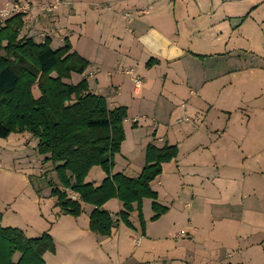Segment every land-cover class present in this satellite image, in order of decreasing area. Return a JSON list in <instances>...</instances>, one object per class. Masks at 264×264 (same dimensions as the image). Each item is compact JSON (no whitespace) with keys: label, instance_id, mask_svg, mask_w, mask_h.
Wrapping results in <instances>:
<instances>
[{"label":"rangeland","instance_id":"1","mask_svg":"<svg viewBox=\"0 0 264 264\" xmlns=\"http://www.w3.org/2000/svg\"><path fill=\"white\" fill-rule=\"evenodd\" d=\"M1 1L4 4H0V10L9 0ZM263 1L247 2L256 4ZM259 10H264V6ZM226 37L231 46L242 49L243 53L240 55L241 62L236 59V66L235 61L230 60L228 68L232 72L225 69L222 77L213 84V106L208 105L204 109L205 115L210 114L209 118L203 122L202 118L187 113L184 115L192 123L183 121L180 124L178 118L183 117V113L171 116L166 111V118L159 122V132L169 127L175 130L184 128L187 136L198 131L209 132H206L208 139L202 146L203 153L190 152L188 147L182 149L181 174L178 169L176 175L173 170L169 171L168 191L163 192L159 184L164 177L152 182L155 190L162 191L160 198L158 195L159 203L172 208L170 215L153 221L152 200L146 198L143 201L145 234L141 231L138 214L131 216L136 229L127 227L123 222L117 223L114 228L116 232L122 223L142 235L144 242L140 247L128 239L129 233H122L119 245V235L110 238L90 231L93 237L81 241L77 252L70 256L71 262L61 257L62 253L67 254V243L59 240V258L63 264H206L215 261L216 255L225 258L229 254L233 255L232 264L239 261L243 264H264V189L259 192V187L251 180L256 167L264 169V151L250 159L247 158L249 153L242 152L240 148V135L248 134L252 138L254 130H259L257 141L264 146V71L259 68L264 65V24L258 26L249 20L241 33L229 31ZM247 50L260 56L245 52ZM217 60L213 59L210 64L215 71L222 69L221 65L213 63ZM79 76L77 74L76 78ZM124 78L129 96L134 97L135 82L130 81L129 75H124ZM222 87H225L223 92ZM33 91L38 97V88ZM140 97L134 98L138 100ZM174 103L178 104V101L174 100ZM152 123L153 126L159 124L155 120ZM193 123L197 125L196 130L192 128ZM147 124L150 122L142 121L139 128ZM246 145L249 146L247 141ZM37 146L38 139L28 132L0 137L2 225L19 228L30 238L44 233L53 237L52 226L56 234L59 226L64 228L63 220L60 225L57 224L62 213L51 197V183L58 184L59 179L54 165L46 160L47 156L42 155ZM141 161H144L143 156H140ZM181 184L186 187L183 193L179 189ZM111 211L116 217L118 212ZM182 232L186 234L176 237ZM53 240L57 250L54 237ZM50 263L56 264L54 261Z\"/></svg>","mask_w":264,"mask_h":264},{"label":"crops","instance_id":"2","mask_svg":"<svg viewBox=\"0 0 264 264\" xmlns=\"http://www.w3.org/2000/svg\"><path fill=\"white\" fill-rule=\"evenodd\" d=\"M21 1L47 3L54 0ZM64 1L65 4L60 5L47 17H43L36 10L25 15L21 36L32 37L36 42H43L48 38L53 48L64 46L68 40L73 51L89 61L84 76L77 79V74H74L73 82L86 77L91 90L104 96L111 108L118 106L127 108L128 117L124 122L126 139L120 155L115 156L113 173L120 172L137 177L145 165V150L151 142L159 147L166 143L178 147L177 157L163 164V171L159 176L164 177L159 183L163 192L168 191L169 171L173 170L176 175L178 169V173L181 174L179 168L182 163V149L188 147L190 152L203 153L202 146L207 142L206 132H209L198 131L187 136L184 128L175 130L174 127L159 132L161 125L159 122L166 118L168 112L171 116L193 113L197 118H202L203 122L209 118L210 114L205 115L204 109L208 105L213 106L212 90L215 87L213 84L222 77L225 69L232 72V69L228 68L230 60L235 61L236 66L237 60L241 62L240 55L243 53L242 49L231 46L226 36L229 31L241 33L249 20H253L258 26L264 24V10H259L264 6L262 4L264 1L256 4H251L247 2L248 0ZM2 3L4 4V1L0 2ZM126 13L130 14L129 18L126 17ZM42 33L45 37L41 36ZM245 52L260 56L255 51ZM213 59H219L213 63L221 65V70L215 71L210 65ZM259 68L264 71V65ZM126 69H134L135 73L128 74L125 72ZM136 74L143 78L140 88L137 89L134 85L133 89L135 96H141L138 100L134 98L135 96H129L124 78V75H129L130 81H134ZM224 88L222 87V92ZM174 100H177L178 104H175ZM183 117H179L178 120ZM154 120L159 124L153 126L151 122ZM142 121L150 124H147L146 128H139ZM134 122L137 124L136 127L133 126ZM192 128L196 130L197 125L193 123ZM258 133L259 130H254L251 133L252 138L248 137V134L238 133L242 136L240 145L242 152L249 153L247 158L251 159L252 156L264 151V146H260V141H257ZM240 136L238 137L241 142ZM246 141L249 146L246 145ZM140 156L144 157L141 163ZM174 162L175 165H172ZM175 166L177 168H174ZM256 168L251 180L261 192V189H264L262 180L264 169ZM105 177L106 173L95 166L86 180L99 185ZM151 186L155 190L152 184ZM179 186L180 193H183L186 187L183 184ZM157 192L160 198L162 191ZM254 192H257V189H254ZM53 199L55 202V198ZM167 207L168 212L163 214V217L169 216L172 211L170 206ZM83 208L84 211L78 218L60 215L57 224L60 225V221L63 220L64 228L59 226L57 234L56 231H52L55 228L52 226L51 234L56 241L57 250L56 253L45 254L47 264H52L51 261L63 264L59 258L61 252L59 240L67 243V254L62 253L61 257L71 262L70 256L77 252L81 241L93 237L89 229V216L93 207L83 204ZM104 208L110 213L111 210L119 212L122 203L112 199ZM133 214H137L136 211ZM195 230H198L197 227ZM122 233H129L128 239H131L136 247H140L144 242L142 235L134 233L122 223L116 232L113 230L110 238L119 235L120 245ZM215 257L214 264H232V254L225 258L218 255ZM236 264L243 263L239 261Z\"/></svg>","mask_w":264,"mask_h":264},{"label":"trees","instance_id":"3","mask_svg":"<svg viewBox=\"0 0 264 264\" xmlns=\"http://www.w3.org/2000/svg\"><path fill=\"white\" fill-rule=\"evenodd\" d=\"M24 17L16 14L0 24V137L28 132L38 139V151L52 162L59 179L51 183V197L62 214L78 217L83 204H89L90 231L110 237L119 222L136 229L131 219L136 211L145 234L144 199L152 200L153 221L168 212L151 184L162 174L163 164L177 157L178 147L151 142L137 177L113 173L115 155L126 138L127 108H111L104 96L91 90L86 77L73 82L74 74L84 76L89 61L73 51L68 40L53 48L48 38L36 42L21 36ZM95 166L106 173L99 185L86 180ZM112 199L122 203L116 217L104 208ZM55 251L49 233L30 238L19 228L4 227L0 213V264H46L45 254Z\"/></svg>","mask_w":264,"mask_h":264},{"label":"built area","instance_id":"4","mask_svg":"<svg viewBox=\"0 0 264 264\" xmlns=\"http://www.w3.org/2000/svg\"><path fill=\"white\" fill-rule=\"evenodd\" d=\"M65 4L64 0H54L51 2H47V3H32L29 1H21V0H9L6 3L5 8H3L2 10H0V24L4 23V21L16 14H22V15H29L33 10H36L40 13V15H42L43 17H47L50 13H52L54 10H56L60 5ZM126 17L129 18L130 14L127 13ZM43 37H45V34L42 33ZM126 73L128 74H134V69H126L125 70ZM142 80L143 78L141 76H139L138 74L134 75V82L136 85V88L139 89L140 86L142 85ZM183 121H187V122H191V119L188 116H185L183 118H180L178 120V122H183ZM73 198H76V196L73 194L72 195ZM186 233L182 232V233H178L176 235V237H182L184 236ZM137 244H139V241H137ZM207 264H214L213 261H209L207 262Z\"/></svg>","mask_w":264,"mask_h":264}]
</instances>
